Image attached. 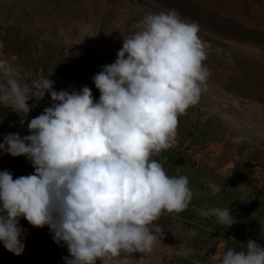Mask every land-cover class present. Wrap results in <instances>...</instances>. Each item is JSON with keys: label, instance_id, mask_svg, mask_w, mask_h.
Segmentation results:
<instances>
[{"label": "clouds", "instance_id": "obj_1", "mask_svg": "<svg viewBox=\"0 0 264 264\" xmlns=\"http://www.w3.org/2000/svg\"><path fill=\"white\" fill-rule=\"evenodd\" d=\"M133 28L115 62L92 78L98 100L88 86L56 91L49 78L22 83L0 58V105L22 124L37 106L30 99L48 94L52 101L28 120V135L9 133L0 143V152L26 157L34 169L16 178L0 171V243L14 255L25 249L21 218L49 228L68 250L65 264H113L124 254H151L163 238L154 222L185 211L193 199L188 177L169 175L154 157L172 146L178 117L199 102L210 76L204 63L209 45L198 23L175 10L148 13ZM197 211L227 228L236 223L230 208ZM226 241L217 264H264L257 241Z\"/></svg>", "mask_w": 264, "mask_h": 264}, {"label": "rangeland", "instance_id": "obj_2", "mask_svg": "<svg viewBox=\"0 0 264 264\" xmlns=\"http://www.w3.org/2000/svg\"><path fill=\"white\" fill-rule=\"evenodd\" d=\"M169 10L198 23L209 45L210 76L199 102L178 117L172 146L154 157L169 175L188 177L193 199L185 211L154 222L163 238L151 254H124L113 264H217L230 237L264 246V0H0V58L21 82L49 78L56 91L88 86L96 100L92 78L115 62L123 36L146 14ZM28 104L37 106L23 124L0 105V143L9 133L28 135V120L52 101L45 94ZM3 170L14 178L34 173L26 157L0 152ZM211 207L230 208L236 223L227 228L198 214ZM20 226L23 253L0 243V264H65L68 250L47 226L32 227L23 218Z\"/></svg>", "mask_w": 264, "mask_h": 264}]
</instances>
